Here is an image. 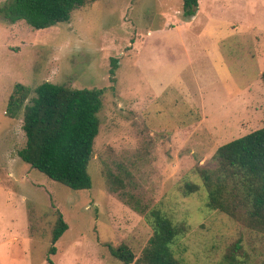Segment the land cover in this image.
Segmentation results:
<instances>
[{"label":"rangeland","instance_id":"374dc122","mask_svg":"<svg viewBox=\"0 0 264 264\" xmlns=\"http://www.w3.org/2000/svg\"><path fill=\"white\" fill-rule=\"evenodd\" d=\"M181 7L96 0L42 29L0 13V264H48L57 212L68 228L54 264H123L107 246L124 243L137 256L152 233L134 202L188 225L171 245L182 264H225L237 239L252 264L262 259L264 237L206 207L192 168L214 167L220 145L264 126V0H197L191 19ZM44 81L103 89L89 189L53 181L17 155L22 114L8 115V98L20 84L27 104ZM107 169L121 179L118 192ZM187 180L199 189L183 195Z\"/></svg>","mask_w":264,"mask_h":264},{"label":"trees","instance_id":"16d2710c","mask_svg":"<svg viewBox=\"0 0 264 264\" xmlns=\"http://www.w3.org/2000/svg\"><path fill=\"white\" fill-rule=\"evenodd\" d=\"M96 0H6L0 13L10 22L24 20L34 29H42L66 22L74 9ZM197 9V0H182L181 17L191 19ZM115 64L110 69L113 75ZM264 84V69L260 74ZM101 88H74L44 81L34 89V96L24 104L29 89L16 84L7 101V112L15 117L22 114L24 146L18 157L31 168L70 189L91 187L87 165L92 157L93 140L98 132L97 112L101 107ZM214 167L192 168L207 191L206 207L225 214L249 232L264 237V126L220 145L212 156ZM108 170V169H107ZM110 189L118 192L121 179L109 170L106 173ZM117 183L118 185H113ZM199 189L192 180L180 187L183 195ZM122 201L131 202L119 192ZM132 205V206H131ZM130 206L144 214L152 233L136 256L131 247L121 243L108 245L111 256L123 264H182L173 254L171 245L186 234L188 225L174 223L159 209ZM68 225L57 212L53 224L47 263L54 264L55 243ZM225 264H252L250 254L240 239L227 246ZM257 264H264V256Z\"/></svg>","mask_w":264,"mask_h":264}]
</instances>
